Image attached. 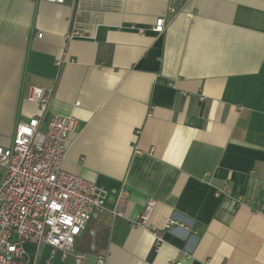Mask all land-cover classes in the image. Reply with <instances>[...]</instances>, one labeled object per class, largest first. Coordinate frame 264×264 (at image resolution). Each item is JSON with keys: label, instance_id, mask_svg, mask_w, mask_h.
Here are the masks:
<instances>
[{"label": "crops", "instance_id": "crops-1", "mask_svg": "<svg viewBox=\"0 0 264 264\" xmlns=\"http://www.w3.org/2000/svg\"><path fill=\"white\" fill-rule=\"evenodd\" d=\"M30 86L50 89L40 129L76 118L62 169L107 192L83 264H264V0H0V146L38 114Z\"/></svg>", "mask_w": 264, "mask_h": 264}, {"label": "built area", "instance_id": "built-area-1", "mask_svg": "<svg viewBox=\"0 0 264 264\" xmlns=\"http://www.w3.org/2000/svg\"><path fill=\"white\" fill-rule=\"evenodd\" d=\"M153 30H163L162 17L155 19ZM26 98L38 104V114L17 123L11 144L0 146V264H29L24 249L27 242L72 253L75 264H83L86 253L75 251V241L92 214L106 209L107 192L61 167L76 118L50 114L40 129L50 89L30 86ZM126 197V189L121 188L111 209L113 215H122ZM153 204L145 205L139 224H145ZM95 264H105L104 257L98 255Z\"/></svg>", "mask_w": 264, "mask_h": 264}]
</instances>
